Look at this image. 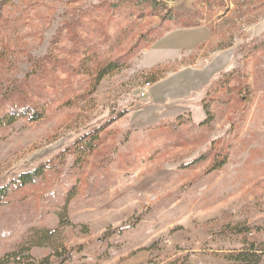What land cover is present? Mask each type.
I'll return each mask as SVG.
<instances>
[{
    "label": "rangeland",
    "instance_id": "obj_1",
    "mask_svg": "<svg viewBox=\"0 0 264 264\" xmlns=\"http://www.w3.org/2000/svg\"><path fill=\"white\" fill-rule=\"evenodd\" d=\"M21 108L41 118L0 127V259L263 249L264 0H0V115Z\"/></svg>",
    "mask_w": 264,
    "mask_h": 264
},
{
    "label": "trees",
    "instance_id": "obj_2",
    "mask_svg": "<svg viewBox=\"0 0 264 264\" xmlns=\"http://www.w3.org/2000/svg\"><path fill=\"white\" fill-rule=\"evenodd\" d=\"M118 7V4L116 5ZM156 8L159 7L158 5H156ZM115 7V8H117ZM167 21L171 22L173 21L172 19H168ZM118 65L116 64H109L106 67L102 68L101 70H99L98 75H97V79H101L103 76L105 75H109L111 74L114 70H116ZM18 118H27L30 122L33 121H37L38 119L41 118V115L39 112L37 111H32V109H27V108H21L19 110L17 109H12L10 111H8L7 113L0 115V127L1 126H7V125H11L13 124ZM93 140H90L89 143L86 145L85 150H90L91 144H92ZM84 150V148H83ZM34 176H37L35 172L33 173H27V174H23L20 175L17 179V181L20 182L21 185H25L28 183H31L32 179ZM7 188L4 187L2 189H0V205L2 203V200L6 198L7 196ZM35 236H37V234H41L40 236H44L46 235V238L43 237L42 242H39L37 239L36 242H32L30 243V247H39V246H43L45 245V243L49 244L48 242L49 239L51 237V235L49 234V232H39L36 231L34 232ZM48 235V237H47ZM35 237H33L34 240ZM21 250H24L23 248H21ZM19 253H10L5 255L4 257H2L0 259V264H9V258H12L13 261L17 262L19 260L16 261V257ZM264 256V245H263V249L262 250H256L254 245H251L249 249H245L242 251H238V252H234L229 254L226 257V260L230 263V264H262V258ZM172 264H185V263H172Z\"/></svg>",
    "mask_w": 264,
    "mask_h": 264
},
{
    "label": "crops",
    "instance_id": "obj_3",
    "mask_svg": "<svg viewBox=\"0 0 264 264\" xmlns=\"http://www.w3.org/2000/svg\"><path fill=\"white\" fill-rule=\"evenodd\" d=\"M131 259H133L134 261L133 260H127L121 264H136L137 263V261H135V260H137L135 257H132Z\"/></svg>",
    "mask_w": 264,
    "mask_h": 264
}]
</instances>
